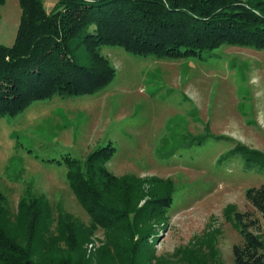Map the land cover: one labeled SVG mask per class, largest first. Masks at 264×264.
Returning <instances> with one entry per match:
<instances>
[{
  "label": "rangeland",
  "instance_id": "374dc122",
  "mask_svg": "<svg viewBox=\"0 0 264 264\" xmlns=\"http://www.w3.org/2000/svg\"><path fill=\"white\" fill-rule=\"evenodd\" d=\"M42 1L50 12L57 0ZM20 16L18 0L0 5V45L13 44ZM100 51L115 77L99 94L37 101L0 120V192L7 209L15 213L28 194L43 196L54 217L63 212L89 225L63 159L82 162L109 145L105 168L113 177L172 193L163 218L152 224L158 264H234L232 247L243 243L235 210L249 214L255 225L248 230L264 242V220L245 199L247 189L264 185V170L235 154L238 145L264 154V50L223 45L182 60L119 47ZM105 243L99 228L87 257L95 262Z\"/></svg>",
  "mask_w": 264,
  "mask_h": 264
},
{
  "label": "trees",
  "instance_id": "16d2710c",
  "mask_svg": "<svg viewBox=\"0 0 264 264\" xmlns=\"http://www.w3.org/2000/svg\"><path fill=\"white\" fill-rule=\"evenodd\" d=\"M18 2L15 40L0 45V120L37 101L99 94L115 77L103 46L157 60L199 58L223 45L264 50V0H57L50 12L42 0ZM112 154L106 145L82 162L63 159L89 225L63 212L54 217L45 197L30 194L11 213L0 192V264H92L86 245L99 228L106 243L94 264H158L152 224L172 193L113 177L105 168ZM235 154L264 170L263 153L238 145ZM245 199L264 220V185L247 189ZM247 215L232 216L243 240L232 247L233 262L264 264V242L248 230L255 221Z\"/></svg>",
  "mask_w": 264,
  "mask_h": 264
}]
</instances>
